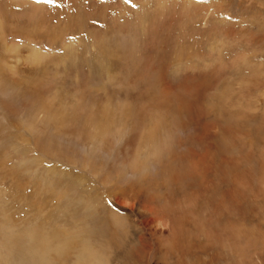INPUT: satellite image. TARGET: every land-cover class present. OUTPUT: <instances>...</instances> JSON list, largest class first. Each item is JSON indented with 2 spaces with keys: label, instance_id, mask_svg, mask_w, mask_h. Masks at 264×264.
Listing matches in <instances>:
<instances>
[{
  "label": "rangeland",
  "instance_id": "obj_1",
  "mask_svg": "<svg viewBox=\"0 0 264 264\" xmlns=\"http://www.w3.org/2000/svg\"><path fill=\"white\" fill-rule=\"evenodd\" d=\"M0 220L264 264V0H0Z\"/></svg>",
  "mask_w": 264,
  "mask_h": 264
},
{
  "label": "bare ground",
  "instance_id": "obj_2",
  "mask_svg": "<svg viewBox=\"0 0 264 264\" xmlns=\"http://www.w3.org/2000/svg\"><path fill=\"white\" fill-rule=\"evenodd\" d=\"M13 49L17 50L18 47H14ZM42 53V51L34 49L32 53L29 54V57L27 54V57L25 56L26 58L23 59L27 60V58H29L28 60L32 59L33 62H38L37 60L44 58V54ZM19 61H21L20 58ZM4 62L6 63V61ZM40 62L41 61H39V63ZM15 68H18V66ZM153 214L157 215L158 212L155 211ZM138 215L140 217H145L146 213L142 209L138 210ZM2 221L3 220H0V264H66L63 262V259L69 254H74L73 256L75 257V261L73 264H111V259L113 258L112 248L114 246L110 247L112 253L105 252L102 247H94L91 244L89 240L90 237H88V235L84 237L82 236V233L78 236L69 235L64 237L61 233H48L46 235H41L33 228L32 230L28 229L23 231L28 239L27 243L22 242L21 235H23V233H19L20 231H17L15 227H10ZM108 221L109 227L112 231H121L126 229V221L121 217L110 214ZM5 226H7L6 229ZM122 234L125 235L127 233L125 231ZM80 239L81 246L75 247V242Z\"/></svg>",
  "mask_w": 264,
  "mask_h": 264
}]
</instances>
